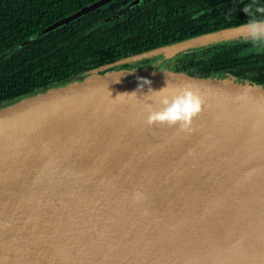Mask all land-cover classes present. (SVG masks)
I'll return each mask as SVG.
<instances>
[{
    "label": "water",
    "instance_id": "water-1",
    "mask_svg": "<svg viewBox=\"0 0 264 264\" xmlns=\"http://www.w3.org/2000/svg\"><path fill=\"white\" fill-rule=\"evenodd\" d=\"M151 1L130 0L106 20ZM243 24L0 105V264H264V79L214 67L225 46L252 42ZM167 84L204 97L192 131L145 124L149 87Z\"/></svg>",
    "mask_w": 264,
    "mask_h": 264
},
{
    "label": "trees",
    "instance_id": "trees-1",
    "mask_svg": "<svg viewBox=\"0 0 264 264\" xmlns=\"http://www.w3.org/2000/svg\"><path fill=\"white\" fill-rule=\"evenodd\" d=\"M95 0H0V105L56 81L144 50L221 27L246 23L253 0H153L122 20L106 18L130 0L78 18L22 44ZM264 5V0H255ZM253 42L225 46V69L264 79V51ZM241 54V55H238Z\"/></svg>",
    "mask_w": 264,
    "mask_h": 264
},
{
    "label": "clouds",
    "instance_id": "clouds-1",
    "mask_svg": "<svg viewBox=\"0 0 264 264\" xmlns=\"http://www.w3.org/2000/svg\"><path fill=\"white\" fill-rule=\"evenodd\" d=\"M243 11L250 17L246 23L241 25L243 33L251 39L254 49L259 50L257 45L264 46V5L257 4L253 0L252 3L245 5ZM141 80V88L145 84L150 86L152 83L146 78H141ZM146 96L152 101L145 105L147 112L145 124L148 127L178 126L180 130L190 132L193 130L194 119L202 112L205 105L204 97L187 86L170 89L167 84L160 90L149 87V93ZM140 195L137 193V198Z\"/></svg>",
    "mask_w": 264,
    "mask_h": 264
},
{
    "label": "flooded vegetation",
    "instance_id": "flooded-vegetation-1",
    "mask_svg": "<svg viewBox=\"0 0 264 264\" xmlns=\"http://www.w3.org/2000/svg\"><path fill=\"white\" fill-rule=\"evenodd\" d=\"M226 53V52H225ZM226 58V56H222V57H220L219 58V60L214 64V67L215 68H218V69H221V68H223L224 66H227L228 65V61H230V60H227V59H225ZM8 103V102H7ZM6 104V103H5ZM2 105H4V104H2Z\"/></svg>",
    "mask_w": 264,
    "mask_h": 264
},
{
    "label": "rangeland",
    "instance_id": "rangeland-1",
    "mask_svg": "<svg viewBox=\"0 0 264 264\" xmlns=\"http://www.w3.org/2000/svg\"><path fill=\"white\" fill-rule=\"evenodd\" d=\"M257 48L264 51V46L257 45Z\"/></svg>",
    "mask_w": 264,
    "mask_h": 264
}]
</instances>
